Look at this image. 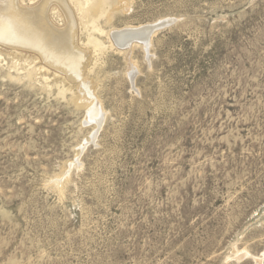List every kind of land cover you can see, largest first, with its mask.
<instances>
[{"label":"rangeland","instance_id":"374dc122","mask_svg":"<svg viewBox=\"0 0 264 264\" xmlns=\"http://www.w3.org/2000/svg\"><path fill=\"white\" fill-rule=\"evenodd\" d=\"M107 11L72 80L0 17V264H264V0Z\"/></svg>","mask_w":264,"mask_h":264},{"label":"bare ground","instance_id":"6f19581e","mask_svg":"<svg viewBox=\"0 0 264 264\" xmlns=\"http://www.w3.org/2000/svg\"><path fill=\"white\" fill-rule=\"evenodd\" d=\"M113 3L114 0H37L33 6L20 7L17 5L16 0H10L8 3H6V0H3V3L0 5V17L6 20L3 24H6V27L3 28L1 37L4 39V42L6 41L12 46L24 47L36 52L42 57L44 62L56 66L58 70L66 72L71 80L78 79L82 74V69L85 67L88 51L77 47V34L75 31L77 20H75V14L79 20L78 23L83 25L87 30L89 29L87 26L90 25L92 31L103 33V30L98 26V18L108 12L107 7ZM71 7L75 12L71 10ZM49 11L58 17H64L63 19L66 21L64 20L65 26L63 28H58L52 23L49 18L50 16H48ZM169 21L171 20L165 19L147 25L127 27V29L114 32V36L120 38L121 41L131 42L134 39L135 42H141L142 47H148L155 32L160 27H165L163 25ZM89 34L85 37L87 38V46L93 51L105 49L101 41L93 36V33L92 35ZM130 75L133 76V72ZM79 89L82 95L81 99L84 100V103H89L91 97L88 91L85 90L86 88L84 89V86L80 85ZM91 117L95 119L97 126L101 123L103 115L95 114V116ZM87 118L89 119V117ZM60 179L61 177L58 178V181Z\"/></svg>","mask_w":264,"mask_h":264},{"label":"water","instance_id":"95a60500","mask_svg":"<svg viewBox=\"0 0 264 264\" xmlns=\"http://www.w3.org/2000/svg\"><path fill=\"white\" fill-rule=\"evenodd\" d=\"M170 23H171V21L168 22L167 25H169ZM167 25H163V26H167ZM162 28H164V27H160V29H162ZM112 38H113V37H112Z\"/></svg>","mask_w":264,"mask_h":264}]
</instances>
